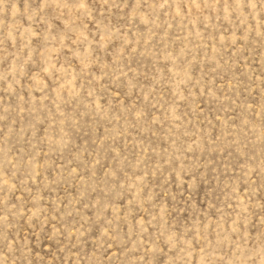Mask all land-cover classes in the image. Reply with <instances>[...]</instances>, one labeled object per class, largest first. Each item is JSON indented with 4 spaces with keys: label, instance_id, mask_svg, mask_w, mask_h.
Here are the masks:
<instances>
[{
    "label": "rangeland",
    "instance_id": "obj_1",
    "mask_svg": "<svg viewBox=\"0 0 264 264\" xmlns=\"http://www.w3.org/2000/svg\"><path fill=\"white\" fill-rule=\"evenodd\" d=\"M0 264H264V0H0Z\"/></svg>",
    "mask_w": 264,
    "mask_h": 264
}]
</instances>
